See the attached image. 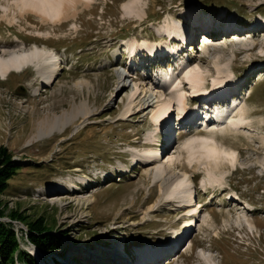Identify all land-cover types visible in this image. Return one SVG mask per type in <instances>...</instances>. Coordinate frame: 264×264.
Wrapping results in <instances>:
<instances>
[{"label":"rangeland","instance_id":"rangeland-1","mask_svg":"<svg viewBox=\"0 0 264 264\" xmlns=\"http://www.w3.org/2000/svg\"><path fill=\"white\" fill-rule=\"evenodd\" d=\"M132 1H82L49 20L22 10L20 0H0V55L38 48L61 61L52 85L41 82L49 70L37 73L34 65L0 81V147L20 165L0 195V222L11 225L20 249L30 254L25 223L7 216L45 220L60 247L47 254L33 247L36 264H89L98 255L105 261L95 264H264V0H137L129 14ZM168 28V42L157 37ZM200 35L208 45H199ZM174 38L191 44L181 72L196 69L202 90L222 78L229 88L218 100L209 96L217 101H207L215 105L208 114L203 96L186 105L198 113L193 128L175 123L177 105L166 122L169 134L159 137L150 119L153 106L170 99L163 75L185 81L161 59ZM142 50L155 57L143 60ZM128 51L139 53L135 61L126 59ZM116 71L126 76L122 88ZM143 96L152 105L144 112ZM224 109L241 119L238 129L228 123L211 128L208 118ZM198 134L236 153L233 166L219 162L216 181L196 161H204L201 150L188 156V142ZM144 143L161 152L167 173L185 172L193 180L190 207L168 201L162 178L147 167L152 163L142 164ZM197 181H204L205 194Z\"/></svg>","mask_w":264,"mask_h":264},{"label":"bare ground","instance_id":"bare-ground-1","mask_svg":"<svg viewBox=\"0 0 264 264\" xmlns=\"http://www.w3.org/2000/svg\"><path fill=\"white\" fill-rule=\"evenodd\" d=\"M82 1L90 2L91 0H46V2H37V0H20V3H21L20 7L22 10L23 9L29 10L31 12L39 14L41 17L52 20V19L61 17V15L64 13L65 10H69V9L72 10L75 5L81 3ZM136 1L137 0H133L128 6L126 5L127 7H125V10L127 12H129V14L132 13V11L136 8V6H137ZM164 32L168 34L172 31H170V28L164 29L163 33L159 34L160 39H161V37H163V39L165 38L164 36L166 34ZM176 32H178V33H176ZM175 33H176L175 37H178L179 39L183 40V38H182L183 34L180 31L176 30ZM163 34H165V35H163ZM166 36H167V40L168 39L170 40L169 35H166ZM203 36L204 35H202V37ZM174 39L176 40V38H174ZM204 39L207 40L206 38H204ZM175 40L171 39L173 44H176ZM185 40H187V39H185ZM135 44L136 43H134V45L131 47L132 50H135V47H136ZM154 48L161 50L162 46H158V47L156 46ZM145 49L151 51L152 48L150 46H146ZM12 51L13 52L9 53V55H4V54L0 55V81L4 80V78L9 76L11 73H19L23 69H26V68L33 69V67H34V69L37 73H41V71L43 72V71L49 70L48 78L43 76V79H41V82L45 86L50 85V83L52 82L51 77H53L52 76L53 69L55 67H57L58 64H61V61H58L59 58L57 60V59H55L54 55L51 54L49 51L44 50V49L41 50L38 48H33V49H30L27 51L26 50H20L18 48L17 50L14 49ZM165 51L166 50H164V52ZM128 53H130V52L128 51ZM133 53H138V52H133ZM155 54L156 53H153L152 56ZM215 69L217 72H219V70H220L218 67H216ZM181 70L182 69L180 67H177L176 71L172 70V71H170V73L171 72L176 73V74H179V76L182 75L185 79V81H183L182 83H181V81H179L180 80L179 77H175L174 74H169L168 76H166L165 74L163 75V77L165 79L168 78V80L162 81L163 82V88L162 89H163V92L167 93L170 96V99H168V100L163 99L159 103H156L155 106H153V108L155 107V110L153 111V113L151 115V119L153 122H155L158 125L157 130L155 129L154 133H156V132H162L163 133L164 132L165 134H169L170 130H169V127L166 124V122L169 120L170 114L174 110V104H173L172 100H174L177 103V105H178L177 109H178L180 115L182 116V120L184 122H186V121H189L188 118H190L192 120L194 117H196L198 115V113H196L195 110L194 111L189 110L190 112L187 110L186 105H188L189 98H186V97H191V95L193 97L194 96L195 97L203 96V100H206V102L209 101V104H211L212 102L217 101L218 100L217 97H219L221 95V93L226 92L225 90L227 88H229V85L226 82V79L225 78H222V79L219 78L220 79L219 81L213 82L210 90H208V89L202 90L204 88V86L201 85L202 78L200 77V74L197 72L196 69H193L189 66L183 72H181ZM180 72H181V74H180ZM116 75L119 79V87L120 88L124 87L126 84V76L123 73H121L120 71H116ZM158 82L156 81L155 83L159 84ZM186 84H187V87L191 91L190 95L187 94L186 91L184 92L182 90V88H184ZM51 85H52V83H51ZM159 86H160V84H159ZM167 88H169V89H167ZM138 90H139V88H137L135 93ZM203 92H205V93H203ZM206 93H207V95L205 96L204 94H206ZM39 94L40 93H37L36 96H39ZM209 96H214L217 98V100H213L212 99L213 97H209ZM134 97H135V94L133 95V97H131V99ZM222 100H220V101H222ZM139 101H140V105H141V111H143V112L147 111L150 107L152 109V105L150 104L151 101H150V98L148 96L147 97L143 96ZM191 104H196V101L193 100L191 102ZM205 105L207 106L206 108L209 110L211 105H208V104H205ZM233 114H234V111L232 109H224L223 111H217L214 114L213 118L207 117L209 123L211 122V124H209V125H211L212 129H220L221 127H223V125L225 123H228V125L232 129L233 128L238 129L240 122H241V119H239V120L231 119ZM160 117L162 119H160ZM39 126L40 127L38 130V137L41 136V138H42L45 135L44 130L46 129L45 127H47L46 122H42V124H40ZM41 126H42V128H41ZM204 129L207 130L208 126L205 125ZM200 134H202V133H200ZM200 134L196 135L197 138L192 140L193 144L196 141L198 142L197 146H192V143L188 142V147H187L188 156H189V158H194L195 154H197V151L201 150L202 153L200 154V157H202L204 161H200L199 159H197L196 161H199L200 163L203 162L202 166H203L205 175L208 176L209 179L216 181L218 179L214 176V171L216 168H218L219 162L222 165H224L226 162V163L233 166V163L235 162V160H234L235 156L233 157L231 155V153H233V152L225 151L222 147H218L217 146L218 143L216 142V139L214 138V136H212V135H200ZM150 141H152V140H150ZM145 144H147V143H144V146L146 147ZM195 144H197V143H195ZM148 146H151V145L149 144ZM212 149H214V151H210ZM198 153H199V151H198ZM158 155H159V151H156V149L149 147V148H145L140 159L145 160L142 163L143 165H148V164L152 163L147 167L148 168L150 167L151 172L154 171L153 175H152L153 177L162 178V181L160 183V189L163 190L164 195L168 198L169 202L177 203L178 205H181V203L184 202L182 205L183 207H190L191 204L189 202L192 201L191 195L189 194V188H190L189 185H191L190 176L188 174H186L185 172H182L181 175H179V176H176L177 174H175V172L174 173H167L166 172V165H164V163H162V162L160 163L158 161V158H157ZM140 159H138V160H140ZM134 160H137L136 156L134 157ZM138 162L139 161H136V164ZM189 162H191V161L189 160ZM152 166H153V168H151ZM149 174L150 173L147 171V175H149ZM156 180H158V179H156ZM200 184H201L200 187L202 188V192L205 193L206 192V186L204 184V181L200 182ZM74 188H76V187L74 186ZM79 204L80 203H78V205ZM191 216H193L192 213H191ZM33 247H30L28 249L29 253L34 255L38 259L39 257L35 253L37 251ZM38 253H39V251H38ZM93 255H95V254H93ZM87 256H85V257H87ZM95 257L96 256H94L91 259H88L87 260L88 263L89 264H95V262L102 263L105 261V259L99 260V258L101 257L100 255H98V257H96V258ZM106 258H108V257H106Z\"/></svg>","mask_w":264,"mask_h":264},{"label":"trees","instance_id":"trees-1","mask_svg":"<svg viewBox=\"0 0 264 264\" xmlns=\"http://www.w3.org/2000/svg\"><path fill=\"white\" fill-rule=\"evenodd\" d=\"M12 158V154L5 147H0V195L6 192L9 186L8 182L15 176L16 169L20 166ZM3 216H5L4 212L0 209V218ZM7 217L10 220L25 223L28 242L42 254L59 249L60 238L45 226V220L42 217L28 222L26 221L27 217H22L17 212H12ZM0 262L1 264H36L30 254L20 249L11 225L2 222H0Z\"/></svg>","mask_w":264,"mask_h":264},{"label":"snow or ice","instance_id":"snow-or-ice-1","mask_svg":"<svg viewBox=\"0 0 264 264\" xmlns=\"http://www.w3.org/2000/svg\"><path fill=\"white\" fill-rule=\"evenodd\" d=\"M37 2H46V0H37ZM189 143H193V141H189ZM210 151H214V149H212ZM231 155L234 157L236 155V153L233 152V153H231Z\"/></svg>","mask_w":264,"mask_h":264},{"label":"built area","instance_id":"built-area-1","mask_svg":"<svg viewBox=\"0 0 264 264\" xmlns=\"http://www.w3.org/2000/svg\"><path fill=\"white\" fill-rule=\"evenodd\" d=\"M18 234V233H17Z\"/></svg>","mask_w":264,"mask_h":264}]
</instances>
